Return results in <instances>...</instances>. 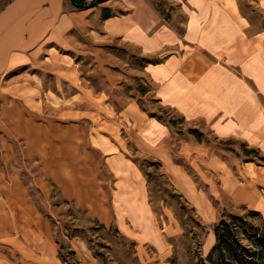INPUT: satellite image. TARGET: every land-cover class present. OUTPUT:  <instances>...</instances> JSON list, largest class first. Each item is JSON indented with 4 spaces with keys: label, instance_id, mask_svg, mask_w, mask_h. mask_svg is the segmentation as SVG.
Returning a JSON list of instances; mask_svg holds the SVG:
<instances>
[{
    "label": "crops",
    "instance_id": "1",
    "mask_svg": "<svg viewBox=\"0 0 264 264\" xmlns=\"http://www.w3.org/2000/svg\"><path fill=\"white\" fill-rule=\"evenodd\" d=\"M98 35L138 51L144 62L135 76L186 124L264 158V34L250 30L237 0H105L81 8L72 0H0V264H65L28 180L43 196L51 181L89 218L167 250L135 154L159 164L206 226L225 205L264 215V160L227 157L175 133L132 97L115 109L78 87L67 54L78 37ZM40 63L61 69L74 86L67 103L52 108L69 119L41 118L40 98L54 99L41 86ZM69 241L78 260L93 258L81 238ZM215 242L209 230L201 249L210 252Z\"/></svg>",
    "mask_w": 264,
    "mask_h": 264
},
{
    "label": "rangeland",
    "instance_id": "2",
    "mask_svg": "<svg viewBox=\"0 0 264 264\" xmlns=\"http://www.w3.org/2000/svg\"><path fill=\"white\" fill-rule=\"evenodd\" d=\"M237 2L241 12L250 20V30L264 34V6L257 0ZM159 6L160 10L165 11L170 5L165 2ZM78 38L80 46L76 52L67 54L70 65L75 70L78 87L101 96L102 101L115 109L121 108L132 97L140 108L147 113L161 116L165 121L180 118L174 110L161 104L153 89L144 83L146 81L135 76L144 62L137 50L121 39L107 38L104 35L92 39ZM30 70L37 71L35 68ZM58 70L59 73L53 72L51 65L40 63L41 86L45 91H50L48 94L54 99L51 102L40 98L43 106L41 118L69 119L68 116L52 111L54 105H65L67 98L74 92V86L62 77L61 69ZM79 104L84 107L83 101ZM192 127L183 120L171 125L175 133H188L197 137L192 133ZM199 127L200 124L197 123V128L202 133L200 139L227 157L264 160L257 149L247 151L251 147L239 141H218L210 132ZM134 160L146 176L149 201L160 223L167 250L158 251L150 244H141L134 237L121 233L114 225L105 226L89 218L74 202L66 200L51 181H45L48 192L43 196L41 190L28 180L30 194L36 201L42 217L49 223L54 241L60 238L64 242L65 246L61 249L56 242L58 254L69 251L66 244L72 248L70 239L66 236L75 235L74 237L81 238L86 243L93 257L80 261L75 251L74 254L68 255L70 260L78 261L75 264H221L220 251L205 252L201 249L206 233L209 230L214 233V226H206L196 218L190 206L172 190L156 161L136 154ZM219 219L222 220L220 231L228 228L227 242L231 248L238 251L242 248L252 249L256 245L253 243L255 237L264 229V215L245 208L225 205L220 210ZM224 255L228 257V252H224Z\"/></svg>",
    "mask_w": 264,
    "mask_h": 264
},
{
    "label": "trees",
    "instance_id": "3",
    "mask_svg": "<svg viewBox=\"0 0 264 264\" xmlns=\"http://www.w3.org/2000/svg\"><path fill=\"white\" fill-rule=\"evenodd\" d=\"M77 7H85V6H92L98 2L105 1V0H91L89 3L82 2L80 0H72ZM150 116L156 117L158 120L164 122L168 126L174 125L176 123H181L182 119L177 118L173 120L165 121L161 116H156L153 113H150ZM192 133H194L198 138L202 136V133L197 128L191 129ZM247 151H253V148L247 149ZM222 223V220L219 219L214 224V234L216 238V242L211 248L210 252L215 250L220 251V261L221 264H264V229L259 236H256L254 242L256 245L252 249L242 248V250L238 251L236 248H231L229 242H227L229 236L228 228H224L222 231L219 229V225ZM75 235H67L69 239L74 237ZM60 238H56V242L59 244V248L61 249L64 247V242ZM69 243V242H68ZM69 251L66 253L59 252L58 256L60 260L67 264H75L78 262L75 259H69L68 255L74 254V250L70 248L69 244H66ZM224 252H228V257L224 255ZM96 257H98L96 255ZM99 258V257H98Z\"/></svg>",
    "mask_w": 264,
    "mask_h": 264
}]
</instances>
